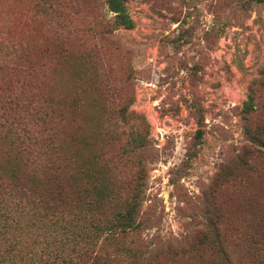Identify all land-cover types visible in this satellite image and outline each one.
<instances>
[{"label":"rangeland","instance_id":"obj_1","mask_svg":"<svg viewBox=\"0 0 264 264\" xmlns=\"http://www.w3.org/2000/svg\"><path fill=\"white\" fill-rule=\"evenodd\" d=\"M108 2L0 0V264L263 262L264 0Z\"/></svg>","mask_w":264,"mask_h":264},{"label":"trees","instance_id":"obj_2","mask_svg":"<svg viewBox=\"0 0 264 264\" xmlns=\"http://www.w3.org/2000/svg\"><path fill=\"white\" fill-rule=\"evenodd\" d=\"M125 1L126 0H109V2H108L109 10L116 15V19L120 23H123V25L131 27L133 25V22L127 15L126 7H125ZM245 109H246V112L251 110V106L249 105V103L245 104ZM257 139L258 138H255V137L253 138V140L256 144H257V142L260 143L259 142L260 140H257ZM254 153H255V150H254ZM257 153L264 156V144L260 145L257 148ZM239 160L241 161V159H239ZM244 162L247 165V164H249L250 161H249V159H246ZM230 172H232V174L227 176V173H230ZM223 176L224 177L227 176V177L237 178L236 174L229 167L224 168V171H222V173L220 174L218 181L221 180ZM118 218L120 221V226H119L120 228L118 230H122V231L126 232L127 229H130V228L136 226L137 220H135L134 217H131V216L125 217V216H123L122 213H120V214H118ZM211 219H213V218H211ZM208 221L210 222L211 225L215 226V220H214V223H213V220L209 219ZM251 222H252V225L250 227L248 226L247 232L245 233V236H247L251 231L256 230L255 236H251L250 238L247 237L246 239L243 240V243L245 244L247 251L249 252V255L253 258V260L256 263V260H255L256 258L254 257V254L258 251L264 250V225H262V220H259L258 218H256L255 220H253V219L249 220L248 222H245V223H251ZM75 223H77V225H78V213H74L71 216V218H68L66 220V224L68 225L69 228H74L72 225ZM241 232H242V229H241ZM68 235H70L69 231H68ZM209 236H211V238L208 237L207 235H205L202 238L198 237L195 240L196 242H195V245L193 247V250H195L197 252V250L199 249L201 251L209 252L212 256V259L216 258L220 264H237L233 260V257L227 251H224L218 245L220 243L219 239H217L218 235L215 234V232H214L213 235L209 234ZM209 238H210L211 242H208V244H207L206 241ZM206 245H208V247ZM64 248H65V246H62L61 250H64ZM217 248H219L218 253L220 254V261L218 259V256L215 253ZM41 254H42V256L47 255V253H45L44 251H41ZM132 256H133V254L130 250H128V249L124 250L123 251V257H126V261L124 262V264H149L148 260L145 258L138 259L137 257L133 258ZM256 256H258V255H256ZM155 258L157 259V256H155ZM263 262H264V259H263ZM263 262L261 261L259 264H263ZM94 264H99V263L95 262Z\"/></svg>","mask_w":264,"mask_h":264}]
</instances>
